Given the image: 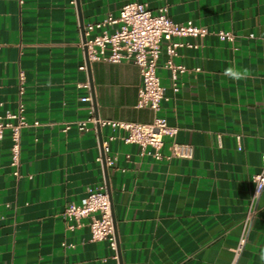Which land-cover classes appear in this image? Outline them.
<instances>
[{
  "label": "crops",
  "instance_id": "obj_1",
  "mask_svg": "<svg viewBox=\"0 0 264 264\" xmlns=\"http://www.w3.org/2000/svg\"><path fill=\"white\" fill-rule=\"evenodd\" d=\"M129 1L155 12L167 5L175 22L192 20L209 33L179 38L185 44L174 61L187 70L178 91L165 43L158 62L167 97L160 113L178 127L176 141L193 145L192 158L156 160L125 143L124 130L101 127L103 140L115 135L117 167L107 168L122 264L233 262L264 152V0H0V111L22 105L30 123L18 166L10 130L0 140V264H120L107 241L92 239L87 218L71 230L64 211L89 186L106 183L98 131L76 124L90 115V102L81 100L88 91L78 84L90 73L101 119L155 116L136 106L142 77L135 63L99 59L90 71L79 69L81 22L117 16ZM221 29L234 39L221 40ZM228 68L248 74L237 81L224 74ZM256 205L235 264H264V190Z\"/></svg>",
  "mask_w": 264,
  "mask_h": 264
},
{
  "label": "built area",
  "instance_id": "obj_2",
  "mask_svg": "<svg viewBox=\"0 0 264 264\" xmlns=\"http://www.w3.org/2000/svg\"><path fill=\"white\" fill-rule=\"evenodd\" d=\"M22 2L23 0H19ZM98 31V32H97ZM209 33V30L195 24L192 20L186 22H175L168 13V6L164 5L153 11L146 3L129 1L125 3L119 15H107L103 20L92 21L84 24L85 40H81L85 57L79 69L87 72V59L105 60L113 63L133 62L141 73L142 84L138 91L139 108H150L155 116L151 122H136L125 120L101 119L95 115L91 84L89 79L78 84L79 87L87 89L88 94L81 97L82 101L90 102V115L83 120L76 122L81 131H88L91 128L98 131V127L111 126L113 129H122L125 134L122 139L125 143H135L141 148L142 154H148L156 160L164 158H192L194 147L189 143L176 141L178 127L168 122L160 111L162 101L166 99L165 87L158 75V62L162 52L163 43L168 53L165 66L171 72L172 88L179 90L178 77L187 70L183 64L174 61L178 55V48L185 43L179 40L180 37L192 36L201 39ZM221 40L232 41L234 35L228 30L215 32ZM197 46L196 44H189ZM34 121L33 125H38ZM30 125L23 114V107L20 105L18 111H0V140L3 139L5 131L10 130L12 139V165L18 166L21 151L22 128ZM70 124L65 125L68 129ZM165 137L171 139L168 145V153L164 152ZM115 135H110L103 140L101 152L97 160L107 167H117V156L111 153L110 141ZM100 142V141H99ZM15 175L19 176L18 169ZM253 191L248 210L243 219V231L234 248L235 264L241 251L245 247L250 226L257 212V201L264 190V152L261 155V169L252 177ZM64 217L68 221V228L73 230L77 225H84L83 219L87 218L91 237L95 240H105L114 251V257L118 259V239L115 232L112 214V204L107 191L106 183L96 186H89L87 195L81 203H71L64 211ZM64 246H73L72 243L63 242Z\"/></svg>",
  "mask_w": 264,
  "mask_h": 264
},
{
  "label": "water",
  "instance_id": "obj_3",
  "mask_svg": "<svg viewBox=\"0 0 264 264\" xmlns=\"http://www.w3.org/2000/svg\"><path fill=\"white\" fill-rule=\"evenodd\" d=\"M77 3H78V1H77ZM77 6L79 8V5L78 4H77ZM81 27H82V31H83V40H85L84 24H83V22H81ZM85 52H86V50H85ZM87 67H88V70H89L90 69V61L88 59H87ZM89 81H90V84L92 86V79H91L90 73H89ZM94 107H95V104H94ZM96 116H98V115H96ZM98 135H99L100 144H102L103 137H102V134H101V128L100 127H98ZM103 165H104V172H105V178H106L107 191L109 193V197H110L111 204H112V195H111V191H110V188H109V173H108V168H107V166L105 164V161H104V154H103ZM112 214H113V223H114L115 232H116V228H117L116 226L117 225H116V219H115V216H114V213H113V205H112ZM118 257H119L120 264H122V257H121V251H120L119 245H118Z\"/></svg>",
  "mask_w": 264,
  "mask_h": 264
},
{
  "label": "clouds",
  "instance_id": "obj_4",
  "mask_svg": "<svg viewBox=\"0 0 264 264\" xmlns=\"http://www.w3.org/2000/svg\"><path fill=\"white\" fill-rule=\"evenodd\" d=\"M224 74L226 76L238 81V80H240L242 78H245L247 76L248 70L245 69L243 72H240V71L234 70L233 68H228V69L225 70ZM260 259L262 261H264V250H262L261 253H260Z\"/></svg>",
  "mask_w": 264,
  "mask_h": 264
}]
</instances>
